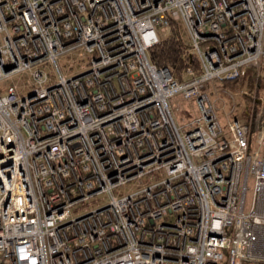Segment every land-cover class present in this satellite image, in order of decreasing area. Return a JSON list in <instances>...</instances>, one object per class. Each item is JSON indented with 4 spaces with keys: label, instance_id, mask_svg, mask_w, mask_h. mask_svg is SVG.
<instances>
[{
    "label": "built area",
    "instance_id": "obj_1",
    "mask_svg": "<svg viewBox=\"0 0 264 264\" xmlns=\"http://www.w3.org/2000/svg\"><path fill=\"white\" fill-rule=\"evenodd\" d=\"M261 68L264 0H0V264H264V126L208 91Z\"/></svg>",
    "mask_w": 264,
    "mask_h": 264
},
{
    "label": "rangeland",
    "instance_id": "obj_2",
    "mask_svg": "<svg viewBox=\"0 0 264 264\" xmlns=\"http://www.w3.org/2000/svg\"><path fill=\"white\" fill-rule=\"evenodd\" d=\"M171 36H173L176 41L180 40L181 42H183L184 39L186 43L188 42L187 38L184 35L183 28H180L179 26H174L171 31V35H168L167 39ZM69 58L70 57L64 58L62 62L63 68H67V60ZM172 67L175 73H177L178 77L181 78L184 71V66H182L183 68L179 67V65ZM250 74H253V72ZM250 74L245 78L243 77L231 82L220 83L218 81H215L208 85V91L211 94V98L215 101L219 119L225 129L228 127V119L230 117H234L235 114L240 111L244 112L248 108V106H251L256 102L262 103L261 98L264 97V68L258 70L259 77L253 76L254 78L252 85L249 84V81L251 79V77L249 78ZM31 78L32 77L30 74L24 73L16 74L11 79L1 80L0 94H5L7 86L13 84H17L19 86V90L22 94H27L30 89L25 85ZM240 85H242V88L240 87ZM230 95H233L234 99L229 97ZM172 104L174 107V113L178 115L177 120L180 124H184L187 116L197 111L196 106L192 101L185 100L181 96H176L172 100ZM242 114L240 115V119L242 118V120L244 121L245 119ZM249 186L250 188H252V181L249 183Z\"/></svg>",
    "mask_w": 264,
    "mask_h": 264
},
{
    "label": "trees",
    "instance_id": "obj_3",
    "mask_svg": "<svg viewBox=\"0 0 264 264\" xmlns=\"http://www.w3.org/2000/svg\"><path fill=\"white\" fill-rule=\"evenodd\" d=\"M181 51L182 50L179 46V43L174 39L173 36H171L168 39H166L162 43V45L155 48V50L153 51L152 59L158 65H161V66H174L175 67L179 65V67H182L184 65H183ZM252 71L253 70H250L248 72V75L252 73ZM253 76L254 74H250L249 76V78L251 77L249 81V84L251 85L253 84V78L255 77ZM240 87L242 88V85H240ZM233 88H238V87H233ZM251 106H248V108L244 112L243 111L238 112L240 114L236 113L234 117L240 119V115L243 113L242 115L246 123L249 124L250 129H251L250 141L252 142L254 140L256 133L264 126V105L262 106V103L256 102L255 104Z\"/></svg>",
    "mask_w": 264,
    "mask_h": 264
},
{
    "label": "water",
    "instance_id": "obj_4",
    "mask_svg": "<svg viewBox=\"0 0 264 264\" xmlns=\"http://www.w3.org/2000/svg\"><path fill=\"white\" fill-rule=\"evenodd\" d=\"M8 70V68H6Z\"/></svg>",
    "mask_w": 264,
    "mask_h": 264
}]
</instances>
